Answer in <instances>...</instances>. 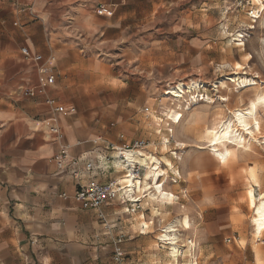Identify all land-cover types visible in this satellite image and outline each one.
Instances as JSON below:
<instances>
[{
    "label": "crops",
    "instance_id": "crops-1",
    "mask_svg": "<svg viewBox=\"0 0 264 264\" xmlns=\"http://www.w3.org/2000/svg\"><path fill=\"white\" fill-rule=\"evenodd\" d=\"M175 1L179 0H0V264H112L111 241L119 233L125 235L120 246L126 258L128 252H140L144 231L135 230L129 236L113 211L118 202L124 212L123 203L115 200L101 208L112 224L104 231L95 210H84L74 202L78 181L68 166L73 159L80 160L77 169L82 181L114 178L116 172L89 173L84 163L96 164L107 144L143 139L137 123L141 122V97L125 100L127 84L113 80L130 73L142 96L143 57L134 62L135 70L119 67L127 66L137 57L134 48L144 45L136 37L137 27L148 16L169 10L166 4ZM98 4L111 13L97 14ZM204 5L201 1L185 12L183 21L167 20L163 27L171 32L167 38L149 40L153 46L167 48L164 69L174 82L221 75L223 36H219L217 17L210 22L202 19L217 16L220 10ZM193 14H199L200 20L193 19ZM24 46L42 59L25 57ZM48 76H53L51 83ZM155 87L150 85L148 92L156 93ZM29 89L34 93L26 94ZM57 105L66 111L56 112ZM198 111L201 120L194 121V114L187 118L185 113L186 122H209L219 115ZM52 126L61 137L51 132ZM62 145L69 147L70 157L59 164L54 158ZM196 153L200 158L192 168L190 158ZM205 154L190 149L179 164L193 192L189 196H195L194 205L203 209L202 219L212 209L211 222L221 231L234 233L224 225L225 209L235 199L233 185L224 164ZM257 178L264 184V178ZM141 202L146 205L149 200L144 197ZM183 205L192 209L191 204ZM141 207L144 211L142 203ZM127 236L133 240L127 241Z\"/></svg>",
    "mask_w": 264,
    "mask_h": 264
},
{
    "label": "rangeland",
    "instance_id": "rangeland-1",
    "mask_svg": "<svg viewBox=\"0 0 264 264\" xmlns=\"http://www.w3.org/2000/svg\"><path fill=\"white\" fill-rule=\"evenodd\" d=\"M201 1L206 2V5H204L206 7L217 8L218 12L220 10V14L217 16L216 14L212 16L203 15L202 19L204 22H210L213 17H217L219 36H223L224 57L220 67L221 75L212 79L210 77L201 80L193 78V80H187L188 82H185V80L174 82L168 70L164 69L167 68L166 63L163 62L166 60L167 48L153 46L149 40L151 38L153 40L167 38L171 32L167 28L163 29V27L167 26L168 21H183L184 13L189 9L194 10V7L199 5ZM259 2L257 3L255 0H179L166 4L169 10L161 15L148 16L143 25L140 24L137 27L136 37L143 39L144 45L143 47L134 48V55L137 57L131 58L127 66L121 63L122 68L119 67V69L123 71H126L127 68L135 70L134 62L143 57V62L140 65L141 70H143L141 80L143 82L142 96L140 95L139 84L136 86L134 77L130 73H127L124 76L125 78L113 80V82L121 85H123L122 82L127 84L128 89L123 92L125 100L132 101L136 97H141L138 104L139 120L141 122L137 123L139 131H143V133L139 137L147 140L149 144L147 151L154 153L157 156L156 158L161 161L160 163L163 162L160 167H162L161 170L164 175L159 178L162 186L159 185L158 188H163L171 193L173 198L170 202L171 205L165 204L164 207H160L153 202H147L146 205L141 202L145 208L144 211H142V208L130 213L123 212L122 205L117 202V206L113 211H117L118 222L121 221L125 224L129 236L132 234L130 232H135V230L137 232L139 230L144 231L143 234H140V252H128L124 264L171 263L170 247L165 241L161 240L160 235L164 233V227L175 219L188 220L192 224L189 229L184 226L176 227L180 239L178 244L181 249L178 264H186L193 259L189 247L193 242L195 247L192 254L194 253V262L197 264H264V234L260 238L255 236L252 223L253 214L246 198L249 183L255 184L249 175L251 171L256 173L255 178H264L263 107L259 108L256 113V117L260 120L261 131H253L252 136L245 132V136L244 134L243 136L246 148L235 150L234 155L224 164L227 177L233 185L235 196L232 206L225 209L228 213L224 215V225L225 229L231 226L232 230H230L234 233L227 232V230L221 231L215 223L211 222L214 217L212 209L207 211L206 217L204 215L203 219L200 217L199 214L203 209H199L194 205L193 197L195 196H189L193 192L186 186V180L179 166L183 155L190 149L205 151V155L215 161L208 151L206 131L210 128L214 129V127L215 129L219 128L224 123L223 121L234 119L232 115L234 110L247 109V107H250V102L255 98L264 97V23L262 22L264 19V0H259ZM250 10H254V15L260 13V17H251ZM200 17L199 14H193V19L197 21L200 20ZM131 36L132 34L129 38ZM213 36L215 37L214 34ZM240 43H243V45H239ZM237 63L242 66L240 69H235ZM235 75L253 80L254 85L244 88L227 80L228 77ZM191 82H201L204 89L206 88L205 91L200 89L196 105L194 102L191 103L188 97L177 103L170 97L164 96V92L169 87L178 83L187 85ZM137 83H140V80ZM153 83L156 86V93L153 91L148 92V87ZM218 83L219 86L214 87ZM221 97L225 98V101L219 100ZM188 103H190V106L187 111L184 109ZM177 104L180 105V108ZM169 109L181 112L182 118L179 124H173L172 120L166 117V112ZM198 109H207L212 114L219 115L209 122H186L185 117H183L185 113L187 118L194 114V121L201 120ZM254 119L252 118L249 121L251 125ZM167 138L168 141L164 145V139ZM141 152L146 154L143 151ZM199 158V154L193 155L190 158V167H195ZM165 159L170 161L167 168L164 165L166 163ZM170 166H173V168L168 171ZM176 170L178 176L176 172L172 175V172ZM177 177H179L178 180ZM172 178L176 181H172ZM192 179L193 177L190 179L191 182ZM256 180L259 186H254L255 194L264 189V184L258 178ZM183 204H191L192 209L186 210ZM155 209L158 210L157 213ZM141 213H143L144 218H140ZM205 220L207 221L205 222ZM143 222L146 223V229L141 225ZM99 224L101 225V223ZM129 236L126 240L132 241L133 238L131 239ZM106 244V242H102L101 245L105 246ZM111 261L112 264H116L113 259Z\"/></svg>",
    "mask_w": 264,
    "mask_h": 264
},
{
    "label": "bare ground",
    "instance_id": "bare-ground-1",
    "mask_svg": "<svg viewBox=\"0 0 264 264\" xmlns=\"http://www.w3.org/2000/svg\"><path fill=\"white\" fill-rule=\"evenodd\" d=\"M257 3H260L259 0H255ZM260 17V13H256L253 15V17ZM264 23V19L262 20ZM264 44V41H263ZM239 45H243V43H240ZM242 66L237 63L235 64V69H240ZM227 80L230 82L236 83L239 87H250L254 85L253 80L247 79V78H241L237 75L228 77ZM218 85H214V87H218ZM223 88V86H222ZM200 89H204V85L201 82H191L190 84H184V83H178L175 86L169 87L165 92L164 96L170 97L173 101H176L179 103V101L185 99V97L190 98V102H194L195 105L197 104V97H199ZM168 100V99H167ZM222 101H225V98L221 97ZM188 102V100H187ZM178 107L180 106L177 104ZM186 105V103H185ZM190 106V103L187 104L186 108L184 110L188 111V108ZM264 109V97H257L252 102H250V107L247 109H236L232 112L233 118L232 120L223 121L219 128L215 129H208L206 131V135L208 136V151L212 155V157L219 163V164H225L228 159L234 155L235 150H239L241 148H246L244 145V136L245 132L252 136L253 131L260 132V120L256 117V113L259 108ZM180 108V107H179ZM184 108V107H183ZM166 117L169 120H172L173 124H179L182 114L178 110L169 109L168 112H166ZM255 118L252 122V125L249 123V121ZM172 131V130H171ZM244 134V136H243ZM207 138L205 139L207 141ZM264 140V136H263ZM168 141L167 139H164V145ZM179 144V143H178ZM182 144V143H181ZM185 145V144H184ZM248 146V145H246ZM164 148V147H163ZM141 151L143 150H136L135 153L140 162L143 164H147L149 166V171L151 170L149 177L146 179H142L139 182L138 185V197L142 198L147 197L149 202L157 203L160 207H164V205H171V201L173 198V195L167 191H165L163 188L159 189L157 185H161L162 182L159 181V178L162 177L163 172L161 170L162 167H160L161 161L158 160L155 156L144 154ZM145 152V151H143ZM128 154L134 153L132 151H128ZM144 155V156H143ZM148 158V159H147ZM180 158V157H179ZM166 163L164 165L167 166L170 165V161L165 159ZM172 165V164H171ZM171 167V166H170ZM250 172V171H249ZM255 172V171H254ZM256 173H253L251 171L250 178L255 183H249V186L246 190V198L248 202V206L252 210V223H253V229L254 234L257 238L262 237L264 234V189L262 191H259V193L255 194L254 186H259L258 181L255 178ZM158 180V182H157ZM150 181V182H149ZM158 183V184H157ZM154 185V189L152 186ZM162 186V185H161ZM132 192L130 191L129 198H135ZM176 199V198H175ZM146 200V198H145ZM169 205V206H170ZM157 209H155V212L157 213ZM143 225L146 226V223L143 222ZM177 226H184L185 228L189 229L192 227V224L188 220H180L175 219L172 223H169L167 226L164 227L163 234L160 235L161 240L165 241L166 244L170 247L169 256L172 260L169 264H178V257L180 254V245L179 243V236L177 235ZM194 226V225H193ZM186 230V229H185ZM190 250H191V256L193 259L188 261L186 264H197L194 262V253L192 254V250L194 251L195 243L190 244Z\"/></svg>",
    "mask_w": 264,
    "mask_h": 264
},
{
    "label": "built area",
    "instance_id": "built-area-1",
    "mask_svg": "<svg viewBox=\"0 0 264 264\" xmlns=\"http://www.w3.org/2000/svg\"><path fill=\"white\" fill-rule=\"evenodd\" d=\"M94 11L100 15H109L110 9L104 4H98L95 6ZM254 10H250L249 14L253 17ZM21 53L25 57H30L36 61H40L42 56L34 54L28 47L24 46L21 48ZM42 72H46L42 69ZM53 76L47 77V82L51 83ZM26 94H33L34 90L29 89L25 92ZM56 112H65L63 106L57 105L54 107ZM51 132L56 136L61 137V134L57 127L52 126ZM148 142L144 139H134L131 143L126 144L125 142L121 145L107 144L104 149L97 157V163L94 164L91 161L84 163V168L89 173H111L116 172L117 175L114 178H109L105 181H82L80 170L77 169L79 159H73L71 164L68 166L69 174L78 181L77 189L74 192V202L84 210H95L97 212V219L101 223L105 231H109L112 228V224L108 221L105 213L101 208L109 202L118 200L123 203L125 212H134L141 209V197H138V185L140 180L143 179L146 170L149 169L147 164L140 162L135 151L143 150L147 152ZM128 151L134 153L128 154ZM144 156V155H143ZM70 157L69 147L62 145L58 154L55 156L57 163H63ZM177 158V157H175ZM148 159V158H147ZM178 159V158H177ZM180 159V158H179ZM172 167H168V171L172 170ZM177 173V170L172 172V175ZM178 176V173L176 174ZM179 177H177L178 180ZM172 181H176L172 178ZM130 191L136 197L129 198ZM125 240V235L119 233L112 240L113 252L112 257L116 264H124L126 260V253L120 246Z\"/></svg>",
    "mask_w": 264,
    "mask_h": 264
}]
</instances>
